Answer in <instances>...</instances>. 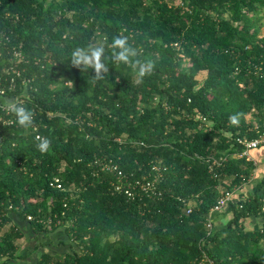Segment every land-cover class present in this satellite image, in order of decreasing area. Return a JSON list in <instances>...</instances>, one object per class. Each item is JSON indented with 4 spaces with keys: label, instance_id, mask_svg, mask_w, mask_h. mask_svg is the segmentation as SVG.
Listing matches in <instances>:
<instances>
[{
    "label": "trees",
    "instance_id": "1",
    "mask_svg": "<svg viewBox=\"0 0 264 264\" xmlns=\"http://www.w3.org/2000/svg\"><path fill=\"white\" fill-rule=\"evenodd\" d=\"M263 12L264 0H0L2 82L13 77L7 94L37 114L34 131L0 123V261L23 258L14 213L36 233L62 221L71 248L37 264H200L202 250L214 264H264V172L255 178L257 165L225 136L264 129V75L247 67L264 71ZM120 32L156 60L142 84L110 60L108 80L97 83L93 70L70 65L74 48L110 45ZM37 132L52 139L46 153ZM225 155L215 176L208 160ZM154 161L164 168L154 199L113 192L116 175L103 170L112 162L143 178ZM54 176L65 190L50 185ZM226 191L233 199L214 211L209 234L207 215ZM50 215L52 224L39 222ZM248 218L258 220L252 229Z\"/></svg>",
    "mask_w": 264,
    "mask_h": 264
},
{
    "label": "built area",
    "instance_id": "2",
    "mask_svg": "<svg viewBox=\"0 0 264 264\" xmlns=\"http://www.w3.org/2000/svg\"><path fill=\"white\" fill-rule=\"evenodd\" d=\"M15 54L18 56H22V54L18 50H15ZM10 67H11L12 72L13 71L17 72L15 67L13 66H10ZM247 67L249 71H255L260 76L264 75V71L260 68V66L257 64H253L252 61H248ZM240 70H241L240 66L239 65L236 66L235 72L239 73ZM6 71L9 72V69H7ZM2 78H3L2 75H0V111L4 115L0 116V123L2 126H5V125L13 124L15 122V119L5 118V113L7 115H10V113L7 111L4 101L18 99L21 102H23V99L20 98L19 95H12V96L8 95L9 94L8 92L16 91L15 79L11 77L9 79L8 84L3 85ZM28 83L29 81L27 79L23 81V84L25 85H28ZM189 101H191V99H189ZM249 118L251 117L249 116ZM200 119L203 122L211 126L212 121H210V118L208 116L201 115ZM248 132H254L255 136L249 137L248 134H246L245 136H240V135L233 134L229 130L225 131V136L235 141L241 147V150L236 152L235 155L245 156L257 165V161L252 156L251 151L264 146V129L257 124L251 129H249ZM37 134H40V133L37 132ZM118 140L121 142L120 139ZM227 160L228 158L226 157V155L221 156L219 159H216V158L209 159L208 164H209L210 172H213L214 175L216 176L215 168L220 167ZM160 164H161L160 161H154L151 164V173L148 176H144L143 178H136V179H133L130 174H127L126 172L121 170L118 165L113 164L112 162H107L105 164L103 163V170L113 171L116 175V180L111 183L112 184L111 187L114 190L113 192H117L120 194L124 193L131 199H135L138 193H144V194H147L148 197L154 199V197L162 195V191L156 188V183L162 176V171L164 170V168L162 169ZM131 178L133 180L130 181ZM50 185L53 187L59 188L61 190H65V185L63 184L59 176H54L52 180L50 181ZM233 196H234L233 191H226L222 196H220V198L218 199V203L208 213L207 218H206V225L209 228V234L212 232L214 228V221H213L214 211L216 210L222 211L225 208H227L230 205V202L232 201ZM263 202H264V199H263ZM186 204L188 207V211H191L195 202L194 200L191 199L187 201ZM27 220H33V216L29 215L27 217ZM39 222L45 223V224H52L54 222V218L50 215L48 216L47 219H40ZM55 225L62 226L61 219H57V221L55 222ZM200 264H214V259L211 256H209V254L205 250H202V254L200 257Z\"/></svg>",
    "mask_w": 264,
    "mask_h": 264
},
{
    "label": "clouds",
    "instance_id": "3",
    "mask_svg": "<svg viewBox=\"0 0 264 264\" xmlns=\"http://www.w3.org/2000/svg\"><path fill=\"white\" fill-rule=\"evenodd\" d=\"M108 48L111 54L107 55ZM115 66L127 68L134 80L139 85L146 77L153 74L156 69V60L151 57H144L142 49L132 42L130 34L120 32L113 36L110 45L106 40L90 42L87 46L76 47L70 54V65L81 71V73L93 70L92 83L108 80L110 68L108 61ZM63 80V77H61ZM63 86L72 88L71 79L63 83ZM7 111L14 117L15 124L22 130H35L36 113L26 107L20 100L4 101ZM232 124L239 122V114L229 117ZM35 147L41 153L48 152L52 147V139L48 136L36 134L33 137Z\"/></svg>",
    "mask_w": 264,
    "mask_h": 264
},
{
    "label": "crops",
    "instance_id": "4",
    "mask_svg": "<svg viewBox=\"0 0 264 264\" xmlns=\"http://www.w3.org/2000/svg\"><path fill=\"white\" fill-rule=\"evenodd\" d=\"M205 71V70H204ZM201 71V72H204ZM204 78L207 76V71ZM252 156L257 161L255 178L264 172V148L254 149L251 151ZM13 222L19 225L23 232L19 253L22 259H10L9 264H37L43 254H55L63 252L71 248V242L67 237L64 226L58 227L56 230L38 232L32 229V225L16 214H12Z\"/></svg>",
    "mask_w": 264,
    "mask_h": 264
},
{
    "label": "rangeland",
    "instance_id": "5",
    "mask_svg": "<svg viewBox=\"0 0 264 264\" xmlns=\"http://www.w3.org/2000/svg\"><path fill=\"white\" fill-rule=\"evenodd\" d=\"M261 22H263V25L261 26V30L259 32V35L260 36H263L264 35V12L262 14V19H261ZM206 75V72H200L199 75H198V79L200 80V83L203 82L204 80V76ZM262 174V173H261ZM260 176V175H259ZM250 191V190H249ZM230 217V215L226 216V217H222L221 220L219 222H221V224H225L226 221L228 220V218ZM258 220H256L255 218H248L245 220L244 222V225L245 227L249 228V229H252L255 224L257 223ZM9 263H12V261H10L9 258H3L1 261H0V264H9Z\"/></svg>",
    "mask_w": 264,
    "mask_h": 264
}]
</instances>
